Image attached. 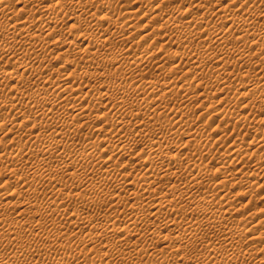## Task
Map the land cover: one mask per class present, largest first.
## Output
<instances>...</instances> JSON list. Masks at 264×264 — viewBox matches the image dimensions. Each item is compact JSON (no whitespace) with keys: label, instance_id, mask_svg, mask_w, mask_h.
Masks as SVG:
<instances>
[{"label":"bare ground","instance_id":"1","mask_svg":"<svg viewBox=\"0 0 264 264\" xmlns=\"http://www.w3.org/2000/svg\"><path fill=\"white\" fill-rule=\"evenodd\" d=\"M125 1L0 0V264H264V0Z\"/></svg>","mask_w":264,"mask_h":264},{"label":"rangeland","instance_id":"2","mask_svg":"<svg viewBox=\"0 0 264 264\" xmlns=\"http://www.w3.org/2000/svg\"><path fill=\"white\" fill-rule=\"evenodd\" d=\"M37 2H40L41 0H36ZM76 0H74V2H75ZM146 0H140V1H138V2H136V3H134L135 2V0H126L125 2L126 3H128V4H131L132 3V7H135V6H141L144 2H145ZM157 0H152V4H154L155 2H156ZM179 2H177V0H172L171 1V3H173V5H171V7L172 6H178V4H183V3H185L186 1H184V0H178ZM177 2V3H176ZM181 2V3H180ZM212 2V4H215V5H219V4H227V2H228V0H209V3H211ZM74 4L75 3H73L71 6H70V3L68 4V5H66L67 7V9H71V8H73L74 7ZM175 4V5H174ZM169 4H167V6H168ZM214 5V6H215ZM13 6H18V5H16L15 3H14V5ZM71 8H70V7ZM169 8V7H168ZM168 8H166V11L168 10ZM194 7H192V9H193ZM170 9L171 8H169V10L168 11H170ZM181 15H182V17L184 18L185 16H186V14H184L183 15V13H180ZM179 13H178V15H179V17H178V15L177 14H175V16H177V18L179 19L180 18V20H181V15H180ZM187 17V16H186ZM185 17V18H186ZM83 18V17H82ZM148 18L149 17H146V18H144V19H140V21L142 22V23H145V22H147V20H148ZM183 18H182V20H183ZM184 18V19H185ZM188 18V17H187ZM76 20H72V21H66V22H63L62 24H61V26L63 27V28H65V27H67L69 24H72V23H74ZM260 22H264V19L263 18H261L260 20H259ZM157 23H159V21H157ZM156 23V21H153V22H150V25H148V26H146V27H143V29H139L134 35H133V37H135V36H138V35H142V34H144V32L146 31V30H148L150 27H151V25H153V24H157ZM264 25V24H263ZM193 27V26H192ZM191 27V28H192ZM68 30V29H67ZM67 30H65V31H67ZM155 50H156V54H155V58H158V57H160L161 56V51L159 52V53H157V51H158V49H156V48H154ZM173 59L174 60H177V57H173ZM59 62H61V61H59V60H54V59H52V62H51V66L52 67H55ZM222 63H224L225 65H226V73H227V80L234 86V87H236V88H239V87H242V86H247V85H249V84H261V81H259V80H257V78L255 77V75H254V72H253V69L252 68H250V67H245V68H243L242 70H240V63H237V62H234V61H230V60H228V59H225V60H223L222 61ZM208 66H210L211 68H213V70H214V72L216 73L217 71H219L220 69L218 68L219 67V65L218 64H212V63H208L207 64ZM208 70V69H207ZM240 71H243L242 73L243 74H245V75H247V76H242V75H240ZM248 71V72H247ZM192 79V78H191ZM163 81H165L164 79H162ZM193 81V80H192ZM195 83H192V86L193 87H197V86H206L205 84H201V83H199V82H197V81H194ZM91 84V83H90ZM207 87H209V86H207ZM89 88H90V85H88V86H86V90H85V92L86 91H88L89 90ZM218 88V86H214L213 88H212V90L210 91V94H211V92L212 93H214V97H213V101H215L216 103V105H217V107L219 108V109H221V111H218V112H220L221 114H223L224 116H227V118L229 117V118H231L232 119V121L235 123L242 115H246V113L248 114L249 113V111H250V106H248V103H247V100L249 101V99L250 98H248V99H245L244 98V101L242 100V98H240L239 99V101H238V98H237V101H236V98L233 96V94L232 93H229V94H227L226 92H224V91H220V89H217ZM235 103H238V105H235ZM185 104H187V105H189V107H187L186 108V113H187V115H189V120H190V122L191 123H196V121H201V123H208V122H210V121H212V122H214V123H212V124H214V126H217L218 124H219V126L218 127H220V128H223V127H225L223 124L224 123H222V122H224L225 120H223V121H219V120H221V118L219 119V118H216V117H214V113H210V114H205V112L207 111V109L205 108V107H200L201 106V102H197L196 101V99L195 100H193L192 102L191 101H189V102H187V103H185ZM184 104H178V102L176 101V100H174L173 101V104H172V107H173V109L170 111V112H174V111H177V110H179L182 106H183ZM249 109V110H248ZM261 117H264V116H261ZM194 120H196V121H194ZM219 122H221V123H219ZM98 123H100V121H97V122H95L94 124L95 125H97ZM102 123V122H101ZM229 123V122H228ZM188 124H190V123H188ZM94 125V126H95ZM192 125V124H191ZM221 125V126H220ZM230 125H233V124H230ZM213 126V128H216V127H214ZM223 126V127H222ZM263 126V125H262ZM85 129H86V131H95V129H93L90 125H88V126H85L84 127ZM211 128V129H210ZM212 127H211V125H210V127H209V125L206 127V129L207 130H205L206 132L208 131V133L207 134H210V136L209 137H213V136H215V134H217L216 132H215V130L216 129H213ZM227 128V127H226ZM209 129V130H208ZM230 129H231V131H232V127L231 126H228V128H227V131L229 130L230 131ZM240 131H246L245 129H241V128H238ZM211 130H213V131H211ZM217 131V130H216ZM206 132H204L205 134H206ZM210 132H213V133H210ZM211 134H213V135H211ZM228 135H230V133L228 134ZM231 139L233 140V136L231 137ZM230 140V139H229ZM223 151V152H222ZM224 149H222V147H221V153H224ZM261 152H263V149L262 150H260V151H258V152H256V155L255 156H259L260 154H261ZM226 154H229V153H227L226 152ZM256 157H254V159H255ZM127 160L128 158H123L122 160ZM259 162H260V165L259 166H261L260 168H262L263 166H264V160H262V159H260L259 160ZM231 166V167H230ZM229 166V168H230V170H233V169H235L236 167H232V165H230ZM234 166H236V165H234ZM233 168V169H232ZM256 191L255 192H253V196H256L255 198H254V200H253V202H250V201H248V198L249 197H251V195H248V197L246 196V200L244 199V198H240L239 200H245L246 202L248 201L249 202V204H247V205H245V206H247L246 208H244L243 210H241L240 211V213L239 214H241V216H243L244 218H246L245 216H247V213L250 211V212H253L252 210H254V212H255V210H256V212H258V211H260L261 210V208H263L264 209V207H262L264 204H263V200H261V199H259V201H256L255 199L258 197V198H260L262 195L261 194H263V192H264V187L263 188H258V189H255ZM263 191V192H262ZM262 192V193H261ZM256 194V195H255ZM235 203H237V202H235ZM245 203V202H244ZM262 205V206H261ZM255 206H259L258 208H260L259 210H258V208L257 207H255ZM253 207H254V209H253ZM252 208V210H250ZM245 215V216H244ZM257 218H259L258 216H256V217H254L253 219H251V221L252 222H255V220L257 219ZM162 247V246H161ZM161 247H158V249L159 248H161ZM161 250V249H160ZM59 256H61V257H64L65 256V254H63V253H61V254H59ZM148 258V259H147ZM146 259L147 260H149L150 261V259L149 258H151V261H156L154 258H152V257H147ZM175 258V257H174ZM174 258H172V262L171 263H173V264H175L177 261L176 260H178V259H176L175 258V260H174ZM178 258V257H177ZM174 260V261H173ZM148 264H150V263H148Z\"/></svg>","mask_w":264,"mask_h":264}]
</instances>
